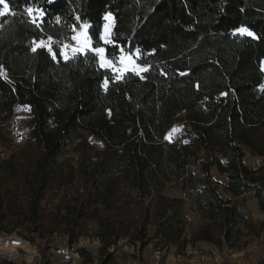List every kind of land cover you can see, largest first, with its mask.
Masks as SVG:
<instances>
[{"label": "trees", "instance_id": "obj_1", "mask_svg": "<svg viewBox=\"0 0 264 264\" xmlns=\"http://www.w3.org/2000/svg\"><path fill=\"white\" fill-rule=\"evenodd\" d=\"M11 3L19 15L0 18V64L9 77H0V145L13 143L11 118L17 105L25 106L31 118L23 146L34 158L29 171L14 159L0 161V223L37 231L44 223L50 230L63 226L73 244L86 233L82 220H97L102 209L132 207L120 198L109 204L129 187L137 199L128 231L135 244L159 238L180 253L198 240L238 245L245 215L237 200L255 193L264 213L262 169L244 160L247 151L264 157V0H42L50 18L62 19L61 25L46 23L45 37L69 35L74 14L101 25L110 11L114 36L126 50H142L140 62L151 65L146 79L128 75L110 82L107 92L100 87L106 73L91 60L57 64L43 50L32 53L31 41L41 34L27 23L25 0ZM240 25L261 39L232 36ZM179 112L191 125L186 144L165 139ZM79 130L102 140L105 151L82 149L77 166L66 169L60 159ZM213 168L227 178L223 191L231 197L221 196ZM14 178L17 189H3ZM166 185L194 200L201 226L190 241L182 218L185 197L165 196ZM75 189L86 197L79 194L71 204ZM50 194L61 198L53 214L43 205ZM122 234L112 230L107 245Z\"/></svg>", "mask_w": 264, "mask_h": 264}, {"label": "rangeland", "instance_id": "obj_2", "mask_svg": "<svg viewBox=\"0 0 264 264\" xmlns=\"http://www.w3.org/2000/svg\"><path fill=\"white\" fill-rule=\"evenodd\" d=\"M174 117V124L167 130V133L173 127H181L182 130L174 134L172 142L184 143L191 132L190 122L184 112H179ZM30 118L29 109L17 105L10 123L13 143L9 147L0 145V161L14 159L13 164L23 171H29L34 158V151L23 146V135L30 125ZM104 148L105 144L102 140L79 130L74 133L71 138L70 149L60 161L68 169L71 165L77 166L82 149L91 151L95 149L101 153L105 151ZM95 154L94 158L97 159L99 153ZM244 160L251 169H262L260 174L264 176V157L255 156L247 151ZM212 176L214 181L219 184L221 196L224 198L231 197L223 191V187L228 184L227 178L221 176L217 168H213ZM18 180V178L9 180L3 189L11 188L15 191L17 189L15 184ZM89 187L87 186L85 192H88ZM163 193L169 198L185 197L186 203L182 218L185 223L186 238L189 241L192 240L193 234L201 226L200 215L194 207L192 196L187 192H180L170 185H166ZM79 194L80 198L86 197L85 193H76L75 189L70 194L72 195L71 201ZM117 194L119 195L109 204L113 201L117 202L116 199L120 198L122 199L120 204L122 202L124 205H131L132 207L124 206L121 210L114 212L102 209V215L97 220L85 221V223L82 220L86 233L75 239L73 244L70 235L65 232L63 226L54 224L51 225L50 230L47 229L49 227L44 226V223L41 225L44 228L40 231L22 226H10L15 231L17 230L27 242L32 243L25 246L29 256H25L27 254L12 255L11 258L17 262L1 256L0 264H258L259 260L264 257V213L261 211L259 199L255 193L247 194L237 200L238 206L241 207L242 213L245 215L241 224V228H243L241 241H236L240 242L238 245H235V242L232 244L231 241L218 245L198 240L194 244L189 243L182 253H180L178 246L166 245L159 238H154L152 242L145 245L141 242L135 244L132 239V231H128L133 229L132 225L136 222L134 206H136L137 199L134 198L135 194L130 191L129 187L121 188ZM48 196L43 205L46 204L47 212L53 214L51 210H54L55 206H59L61 198L55 197L53 194ZM151 199L152 197L146 199L145 204H149ZM73 203L74 201L71 204ZM248 222L253 225L252 228L248 229L250 226ZM117 229L123 233L122 237L117 244L108 246L107 243L111 241L109 240L110 232ZM52 230L54 233L49 234V231ZM103 231H105V235L98 234ZM149 233L152 235V228L149 229ZM25 258L28 260L26 261Z\"/></svg>", "mask_w": 264, "mask_h": 264}, {"label": "snow or ice", "instance_id": "obj_3", "mask_svg": "<svg viewBox=\"0 0 264 264\" xmlns=\"http://www.w3.org/2000/svg\"><path fill=\"white\" fill-rule=\"evenodd\" d=\"M56 2L57 0H43V3L49 5ZM41 4L42 0H25L23 8L27 23L41 34L39 38H34L31 41L30 50L32 53L43 50L57 64L61 60L65 63L77 60L87 63L91 60L106 73L100 84L105 92L108 91L110 82L123 81L128 75L139 77L141 80L146 79L145 74L150 72L151 65L140 62L143 59V52L139 47L133 45L127 47L126 50V43H121L119 38L114 36L115 17L112 12L107 11L103 14L101 25H94L87 19H82L81 15L74 14V22L68 25L70 34L61 39L53 35L45 37L46 23H51V20L54 19L56 25H61L62 19L60 15L50 18L49 12ZM18 15L19 13L14 10L11 0H0V18ZM231 35L250 38L254 41L261 39V36H258L246 25L236 27ZM261 71H264V61L261 62ZM0 77L5 81L9 80L2 64H0ZM198 87L199 85H197ZM260 90L264 91V85L260 86ZM221 95L227 96L228 93L225 92ZM181 130V127H173L165 139L172 142L174 134ZM184 143L186 144L188 141L185 140Z\"/></svg>", "mask_w": 264, "mask_h": 264}, {"label": "built area", "instance_id": "obj_4", "mask_svg": "<svg viewBox=\"0 0 264 264\" xmlns=\"http://www.w3.org/2000/svg\"><path fill=\"white\" fill-rule=\"evenodd\" d=\"M31 244L17 230L15 231L13 227L0 223V257L16 261L14 258H11L12 255L27 254L25 256H29L25 246ZM25 260L27 261L28 259L25 258Z\"/></svg>", "mask_w": 264, "mask_h": 264}]
</instances>
